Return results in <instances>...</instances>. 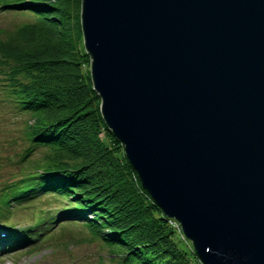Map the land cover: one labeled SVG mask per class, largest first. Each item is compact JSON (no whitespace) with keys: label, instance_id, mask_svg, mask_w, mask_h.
Listing matches in <instances>:
<instances>
[{"label":"water","instance_id":"95a60500","mask_svg":"<svg viewBox=\"0 0 264 264\" xmlns=\"http://www.w3.org/2000/svg\"><path fill=\"white\" fill-rule=\"evenodd\" d=\"M101 116L202 264H264V0H81Z\"/></svg>","mask_w":264,"mask_h":264},{"label":"trees","instance_id":"16d2710c","mask_svg":"<svg viewBox=\"0 0 264 264\" xmlns=\"http://www.w3.org/2000/svg\"><path fill=\"white\" fill-rule=\"evenodd\" d=\"M80 5L81 0H0V10L33 16L14 29L0 28V74L16 109L30 120L16 161L20 178L2 188L0 204L36 192L64 197L71 205L67 214L82 217L89 241L106 247L110 260L192 264L195 255L170 239L163 213L128 161L118 157L122 145L108 130L90 76L81 68L89 56ZM100 130L115 148L99 140Z\"/></svg>","mask_w":264,"mask_h":264},{"label":"rangeland","instance_id":"374dc122","mask_svg":"<svg viewBox=\"0 0 264 264\" xmlns=\"http://www.w3.org/2000/svg\"><path fill=\"white\" fill-rule=\"evenodd\" d=\"M32 21V15L17 13L14 10H0V28L14 29ZM81 68L90 76V59L89 62H84ZM2 77L0 74V196L5 193V191L1 193L5 185L20 178L17 174L16 161L26 147L23 139L24 128L30 123L29 116L16 109ZM98 138L105 145L115 148L116 145L106 137L103 130L98 132ZM41 152L40 149L36 150L32 158L39 159ZM121 156L125 158L123 147L118 154L120 159ZM56 197L48 193L36 192L26 195L24 200L15 201L11 198L8 204H0L1 231H5L9 226L13 232L19 234L28 232L26 235L30 237L37 236L38 231H43L46 235L43 242L33 240L24 244L18 238L19 248L0 247V264H118V260L109 259V251L99 241H89L91 232L86 224L82 223V217H70V212L66 215L71 205H65V198L57 200ZM54 209L58 212L63 210L66 212L61 216H55ZM33 212H37L38 218L32 215ZM91 214L89 210L85 211V217L88 219L91 218ZM154 215L158 218L157 213ZM162 217L166 221L170 239L179 244L187 254L195 255L196 258L189 257L192 264H202L191 242L183 235L180 225L174 219L164 215Z\"/></svg>","mask_w":264,"mask_h":264}]
</instances>
